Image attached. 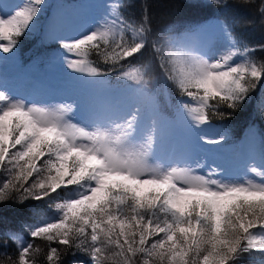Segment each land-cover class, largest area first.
<instances>
[{
	"label": "snow or ice",
	"instance_id": "1",
	"mask_svg": "<svg viewBox=\"0 0 264 264\" xmlns=\"http://www.w3.org/2000/svg\"><path fill=\"white\" fill-rule=\"evenodd\" d=\"M45 8L46 0L0 4V59L15 56ZM98 9L79 35L59 38L64 63L80 81L116 75L134 85L130 103L99 101L71 82L66 101L36 102L0 82V205L31 200L52 211L51 219L0 235V261L38 264L42 254L39 264H64L77 253L89 264L264 257V164L221 162L211 150L227 134H204L264 85L257 49L239 44L221 21L154 34L119 2ZM257 12L264 18V0ZM169 89L174 100L162 108L158 97Z\"/></svg>",
	"mask_w": 264,
	"mask_h": 264
},
{
	"label": "trees",
	"instance_id": "2",
	"mask_svg": "<svg viewBox=\"0 0 264 264\" xmlns=\"http://www.w3.org/2000/svg\"><path fill=\"white\" fill-rule=\"evenodd\" d=\"M82 0H46V10L42 21L38 25V32L34 35L28 33L19 38L16 56L24 72L34 73L38 82H43V73L48 75V82L44 89H52L53 70L63 60L64 50L57 42L44 41L39 36V30L45 16L51 7L65 10ZM123 9V14L129 19L139 23L147 20L148 27L154 34L163 31L169 26H175L178 31L187 28H206L214 19L223 22L231 30L232 37L239 44L255 47L257 51L254 58L264 62V18L258 12L260 0H221L219 4L214 0H115ZM94 59V57H90ZM0 59V65H1ZM41 76V77H40ZM107 92L120 94L130 91L134 85L121 80L118 76L105 77ZM27 82L29 81L26 80ZM174 92L167 90L158 97L162 108L169 101L174 100ZM264 85H258L250 94L249 99L242 107L225 119H213L210 124L227 134V142L222 146H232L235 151V160L244 157L245 141L255 138V147L259 148V162H264ZM165 115L171 113L165 110ZM221 152V149H218ZM238 161V160H237ZM52 211L44 202L27 201L24 204L9 203L0 205V235H10L11 229H19L24 223H39L44 218L51 217ZM9 250H14L10 241ZM42 248L44 241H36ZM38 264L42 259L36 257ZM0 264H3L0 261ZM64 264H89L87 255L77 253L64 256ZM106 264H114L109 260ZM242 264H264V257L258 254L242 257Z\"/></svg>",
	"mask_w": 264,
	"mask_h": 264
},
{
	"label": "rangeland",
	"instance_id": "3",
	"mask_svg": "<svg viewBox=\"0 0 264 264\" xmlns=\"http://www.w3.org/2000/svg\"><path fill=\"white\" fill-rule=\"evenodd\" d=\"M16 2H19V0H0V4L5 7H7L8 4ZM109 2L116 1L82 0L80 3H75L65 10H59L58 8L51 7L48 14L45 16L43 23L41 24L39 36L44 41L57 43H59V38L75 37L84 31L87 26L91 25L102 14V12L98 9V5L100 3ZM45 10L35 22L30 34L34 35L38 32V25L42 21ZM217 21L218 20L214 19L208 26L215 24ZM212 43L214 44L215 41H212ZM52 72L54 75V78H52V89H44L46 82H38L37 79H32L34 76L38 77L34 73H23V69L20 66L16 53L14 57L9 54L6 59L1 60L0 82L7 84L21 95L32 97L36 102L66 101L67 97L65 95V91L67 90L70 82L76 90L99 101L108 100L109 102L115 103L117 105H126L131 102V90L124 93L122 96L120 94L107 92L108 87L106 85L108 82L105 79L103 83L84 82L75 79L78 78V74L72 73L69 69H67L64 60H61V62L57 64ZM28 79L29 81L27 82L26 80ZM68 102H70V100ZM221 133L225 132L218 130L212 124H210V126H206L204 131V134L209 137H215ZM174 135L178 142L182 140L181 134L178 130ZM244 144V157L236 160V150H234V147L232 146L227 145L220 148L221 152H218V149H212L211 151L215 153L216 159L228 164L238 163L240 166H243L241 163L242 161L248 162L252 159L255 160L257 166L264 164L263 160L262 163L259 162V148L255 147V138L253 137L252 139L245 141ZM173 147H175V145H167L169 150ZM202 147L204 149H209L213 148L214 146L202 145ZM51 218L52 216L44 218L42 221Z\"/></svg>",
	"mask_w": 264,
	"mask_h": 264
}]
</instances>
